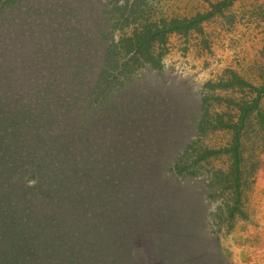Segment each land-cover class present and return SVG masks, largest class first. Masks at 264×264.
<instances>
[{
  "label": "trees",
  "instance_id": "16d2710c",
  "mask_svg": "<svg viewBox=\"0 0 264 264\" xmlns=\"http://www.w3.org/2000/svg\"><path fill=\"white\" fill-rule=\"evenodd\" d=\"M140 1L0 0V264H41L37 262L43 257L40 255L45 259L53 256L48 264H59L67 254L68 237L75 242L84 223L96 240L93 257L70 259L68 264H112L117 259L129 263V251L138 255L143 250L139 246L137 252L134 247L135 227L143 232L138 217L126 209L117 219L112 218L113 212L123 210L119 205L125 199L117 196L112 177L124 181L134 177L119 164L110 168L113 158L105 148L114 137L111 129L115 125V138L123 126L143 130L150 138L159 133L155 122L159 119L147 125L150 120L146 118L155 113L153 99L135 98L128 86L134 84L143 65L161 67L155 45L162 47L168 36L190 31L202 17L140 23L143 21L136 18ZM230 77L238 86L250 89L247 99L241 97L234 103L239 110L237 124L223 128L231 130L233 126L229 149L223 151L230 156L227 173L215 175L218 183H228L222 191L234 195L230 200L234 212L240 209L241 193L258 167L257 162L247 165L242 159V135L250 124L264 134V110L261 88L249 86L234 74ZM125 87L126 96L121 98ZM114 102L124 107L113 109ZM160 107L164 121L170 111ZM123 118L131 121L124 124ZM201 119L197 127L202 131L205 117ZM93 121L98 123L94 132L90 127ZM168 127L167 121L163 132ZM161 140L147 141L141 146L144 151L130 153L132 157L141 155L139 169L143 165L146 170L140 176L142 182L137 181L139 190L126 182L124 191L137 202L143 199L145 203L146 198L153 218L160 212L166 225L178 203L166 195L167 183L152 184L149 173L154 174L153 169L164 161L158 150ZM100 141L102 148L98 147ZM187 152L174 163H184ZM201 153L197 152L199 157ZM227 177L232 181H224ZM148 184L153 186L151 190ZM181 218L176 224L185 231L191 223L183 214ZM122 219H131L134 226H125L122 234L127 241L120 243L114 221ZM193 232H187L186 243ZM146 241L153 243V248L158 245V254L164 255L168 264H197L200 260V253H194L179 261L186 246L174 247L179 251L173 252L172 258L163 253L168 249L166 242L161 244L150 234ZM108 250L112 255H107Z\"/></svg>",
  "mask_w": 264,
  "mask_h": 264
},
{
  "label": "rangeland",
  "instance_id": "374dc122",
  "mask_svg": "<svg viewBox=\"0 0 264 264\" xmlns=\"http://www.w3.org/2000/svg\"><path fill=\"white\" fill-rule=\"evenodd\" d=\"M139 7L136 18L143 21L140 23L198 16L202 20L195 22L190 31L168 36L162 47L155 45L154 54L161 58V67L153 69L143 65L135 75L134 84L128 86L135 98L153 99L155 113L146 119L150 120L147 125L154 122L152 119H159L155 121L159 131L156 137L150 138L151 135L143 130L123 126L115 138L116 125L111 129L114 137L107 141L105 148L113 158L110 168L119 164L135 179L124 181L112 177L117 196L125 199L119 205L123 210L111 215L115 220L127 209L141 221L138 225L143 226V232L135 227L137 236L133 238L135 250L138 252L139 246L143 250L138 255L129 251V263L117 259L112 264H168L167 258L158 254V245L153 248V243H147L149 234L160 239L161 244L167 243L168 249L163 253L170 257L179 251L174 247L180 245L183 249L186 246L187 249L181 250L179 261L185 259L183 255L200 253L197 264H264V134L255 125L253 128L250 124V129L245 128L242 135V159L247 165L257 162L258 167L248 180L247 189L241 193L240 209L233 212L230 200L234 195L226 189L222 191L228 183H218L215 179L218 172L227 173L229 167L230 156L223 151L229 149L233 126L231 130L223 128L237 124L239 110L234 103L250 95V89L238 86L230 74L253 88L262 89L260 105L264 110V0H141ZM126 88L121 98L126 96ZM160 105L170 111L164 121ZM110 107L117 110L124 106H116L114 102ZM111 112H107L108 118ZM204 117L205 126L201 131L197 122ZM123 120L126 124L131 118ZM167 121L169 127L163 132ZM97 126L93 121L92 132ZM107 138H110L108 134ZM156 139H162L160 143L157 141L158 150L165 158L153 169L154 174L149 170L153 175L150 181L156 186L166 182V195L178 203V210L166 225L161 221L160 212L154 213L156 219L153 218L146 198L145 203L143 199L137 202L127 198L124 191L126 182L139 190L140 176L146 170L143 165L144 171L139 169L141 155L132 157L130 153L144 151L142 144L147 141L153 144ZM98 147L102 148V141ZM185 150L189 153L186 161L174 163ZM199 151L203 153L200 157ZM145 152L151 151L145 149ZM199 158L205 159L199 161ZM167 164L172 168L165 167ZM224 181L232 180L227 177ZM147 188L151 190L153 186L148 184ZM182 214L191 223L188 229L184 227L185 231H180L176 224ZM114 222L115 230L120 232L118 242H126L125 226L133 224L132 220ZM190 231L194 232L191 241L186 243ZM94 242V234L86 228V223L82 224L75 242L68 237L67 254L59 259V264H68L74 258L79 261L92 258ZM107 255L112 253L108 250ZM40 256L43 257L37 262L41 264L54 260L53 256L48 259Z\"/></svg>",
  "mask_w": 264,
  "mask_h": 264
}]
</instances>
